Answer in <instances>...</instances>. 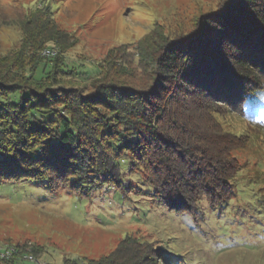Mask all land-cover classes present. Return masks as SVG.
<instances>
[{"label":"trees","instance_id":"16d2710c","mask_svg":"<svg viewBox=\"0 0 264 264\" xmlns=\"http://www.w3.org/2000/svg\"><path fill=\"white\" fill-rule=\"evenodd\" d=\"M19 25V47L0 53V94L28 93L0 106V182L45 179L79 197L102 182L124 197L129 168L145 172L156 196L180 212H197L203 195L214 206L232 199L231 180L241 169L234 151L243 139L215 114L264 107V0H225L186 36H144L130 62L146 75L145 86L112 75L114 65L129 68L114 49L106 72L102 64L81 72L65 55L71 34L50 6L31 8ZM16 247L0 264L36 258L37 249ZM164 262L160 249L126 237L110 255L64 264Z\"/></svg>","mask_w":264,"mask_h":264},{"label":"rangeland","instance_id":"374dc122","mask_svg":"<svg viewBox=\"0 0 264 264\" xmlns=\"http://www.w3.org/2000/svg\"><path fill=\"white\" fill-rule=\"evenodd\" d=\"M224 1L0 0V53L19 47V20L43 4L71 34L73 45L65 55L81 72H94L99 64L106 72L110 67L105 59L114 49V57L123 58L129 68L114 65L112 75L145 86L146 75L130 62L140 39L154 31L172 39L186 36L197 28L200 15L218 11ZM76 85L87 90L84 82ZM27 93L0 94V106ZM215 116L225 130L243 139L234 151L241 169L231 180V200L214 206L203 195L197 212L177 211L156 196L145 172L134 166L137 170L125 172L124 197L102 182L88 197L64 185L52 188L45 179L0 182V245L37 249L36 258L22 256L18 264L99 259L126 237L160 249L166 264H264V107L246 108L244 114L224 108Z\"/></svg>","mask_w":264,"mask_h":264},{"label":"built area","instance_id":"2783aa9c","mask_svg":"<svg viewBox=\"0 0 264 264\" xmlns=\"http://www.w3.org/2000/svg\"><path fill=\"white\" fill-rule=\"evenodd\" d=\"M52 54V53H50ZM17 252V247L14 245H0V259H9ZM30 258L31 256H25Z\"/></svg>","mask_w":264,"mask_h":264},{"label":"water","instance_id":"95a60500","mask_svg":"<svg viewBox=\"0 0 264 264\" xmlns=\"http://www.w3.org/2000/svg\"><path fill=\"white\" fill-rule=\"evenodd\" d=\"M63 89H65V90H66V88H64V87H63Z\"/></svg>","mask_w":264,"mask_h":264}]
</instances>
